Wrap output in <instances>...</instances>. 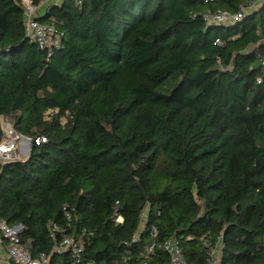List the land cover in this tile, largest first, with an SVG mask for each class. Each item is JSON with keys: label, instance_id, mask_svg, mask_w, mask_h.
I'll use <instances>...</instances> for the list:
<instances>
[{"label": "trees", "instance_id": "16d2710c", "mask_svg": "<svg viewBox=\"0 0 264 264\" xmlns=\"http://www.w3.org/2000/svg\"><path fill=\"white\" fill-rule=\"evenodd\" d=\"M80 1L37 15L44 49L0 0V140L3 119L32 139L0 163V221L48 264L74 263L66 236L78 264H168L170 239L188 264H264V1L232 25L204 13L251 0Z\"/></svg>", "mask_w": 264, "mask_h": 264}, {"label": "built area", "instance_id": "2783aa9c", "mask_svg": "<svg viewBox=\"0 0 264 264\" xmlns=\"http://www.w3.org/2000/svg\"><path fill=\"white\" fill-rule=\"evenodd\" d=\"M49 1V0H46ZM264 0H251L248 4L241 7L237 12L229 11L226 9L207 11L204 13L205 19L209 23L214 24H236L245 18L246 13L254 8H258ZM79 2H81L79 0ZM25 8V25L27 36L36 41L41 48L51 47L59 43V33L54 24L41 23L37 17L40 5H36L34 0H22ZM2 133L3 137L0 140V163L19 159L18 150L22 143L28 145L32 144V139L24 140L22 135L18 134L9 120H2ZM45 137H38L35 139L36 143L44 142ZM25 141V142H24ZM30 150V148H28ZM143 219L146 220L147 213H142ZM118 222H123V217L118 216ZM23 225L9 226L6 221H0V230L2 237L7 239L4 243L0 236V243L3 244L7 250L8 258L13 259L18 264H48L49 256L42 254L40 257H33L26 244L22 241ZM54 237V234H52ZM59 251L64 249L71 251L75 261L73 264H78L81 259L82 252L84 251V242L81 238L74 236H66L63 241L55 247ZM155 245L149 248L150 252H154ZM162 248L169 254L170 261L168 264H188L184 259L182 249L178 241L174 239L167 240L163 243ZM88 264H96L95 261H90ZM140 264H149L143 261ZM209 264H219L218 260H212Z\"/></svg>", "mask_w": 264, "mask_h": 264}, {"label": "crops", "instance_id": "0c3cea01", "mask_svg": "<svg viewBox=\"0 0 264 264\" xmlns=\"http://www.w3.org/2000/svg\"><path fill=\"white\" fill-rule=\"evenodd\" d=\"M43 11H44V8L40 7L37 15H41L43 13ZM30 150L28 149V145H26V143H22L20 149L18 150V154L23 153L24 155L28 156ZM0 264H9V258H8L7 250H6L5 246L1 243H0Z\"/></svg>", "mask_w": 264, "mask_h": 264}, {"label": "rangeland", "instance_id": "374dc122", "mask_svg": "<svg viewBox=\"0 0 264 264\" xmlns=\"http://www.w3.org/2000/svg\"><path fill=\"white\" fill-rule=\"evenodd\" d=\"M56 2H60V0H49V1H43V2L41 3L40 7L45 8V6H47L48 4H50V3H56ZM37 13H38V12H37ZM31 147H32V144L30 143L28 148L31 149ZM19 153H20V152H19ZM19 157L24 159V158H26L27 156L24 155L23 153H20V154H19Z\"/></svg>", "mask_w": 264, "mask_h": 264}, {"label": "water", "instance_id": "95a60500", "mask_svg": "<svg viewBox=\"0 0 264 264\" xmlns=\"http://www.w3.org/2000/svg\"><path fill=\"white\" fill-rule=\"evenodd\" d=\"M22 138H23L24 140H30L28 137L23 136V135H22Z\"/></svg>", "mask_w": 264, "mask_h": 264}]
</instances>
